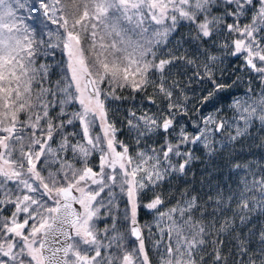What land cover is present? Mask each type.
Returning <instances> with one entry per match:
<instances>
[{
    "label": "snow or ice",
    "instance_id": "1",
    "mask_svg": "<svg viewBox=\"0 0 264 264\" xmlns=\"http://www.w3.org/2000/svg\"><path fill=\"white\" fill-rule=\"evenodd\" d=\"M58 50L52 80L42 61ZM237 72L250 86L227 117L217 104ZM192 82L211 87L189 132ZM137 95L155 111L125 110L129 143L110 105ZM257 122L264 132V0H0V264H153L146 240L155 264H264V164L237 162V179L207 190L162 187L198 159L190 146L213 157Z\"/></svg>",
    "mask_w": 264,
    "mask_h": 264
},
{
    "label": "trees",
    "instance_id": "2",
    "mask_svg": "<svg viewBox=\"0 0 264 264\" xmlns=\"http://www.w3.org/2000/svg\"><path fill=\"white\" fill-rule=\"evenodd\" d=\"M34 0H29V3H33ZM35 11V9H33ZM29 23H33L31 19H29ZM34 26L36 27H42V25L39 24V21H36L34 23ZM188 34V28L187 26L180 27L179 31L173 36L172 41L175 43V40L179 38L181 35H183L185 38H187ZM171 47V45H169ZM185 48H188L189 53L193 51L189 45H185ZM63 54L58 50L56 55L53 58H49L46 62L52 65V80H56L60 78V75L62 74L63 65L60 67H56L57 63L63 60ZM225 71V80L227 83H231L232 80L235 79V76H232L233 70L238 67L235 65L234 67L229 66V64H226L223 66ZM174 72H178V70H173ZM188 75H191V72H188ZM237 75H240L242 77V80L240 83H238L235 87L230 89L228 92L223 93V99L219 101L217 104V107H220L223 109V112L221 113L224 116L231 117L232 111L229 108V105L231 104L232 100L234 98H244L246 90L249 88V84L246 82L249 78L245 73L237 72ZM177 79L181 80H187L188 76H179L177 75ZM232 79V80H231ZM187 95L190 97V103L188 105L189 107V113L187 117H183L182 119H188L191 117L198 118L197 113L193 110L194 108H198L199 105L197 104V99L201 95V88L202 87H211L210 85H197L196 82L190 83L188 86ZM251 87L255 89L257 92L262 87L258 80H253L251 83ZM125 97H130V93L125 90L122 93H118ZM149 94L151 92L149 91ZM140 103H144V105H147V103L144 101V98L142 95H137L135 100H132L131 98L124 100V101H116L110 105L112 110L115 112V117L117 119V126L122 129L120 133L121 139H126L129 143H131L132 136L127 132V128L122 127V121L126 115L125 110L131 107H137ZM118 109V111H117ZM71 110V109H70ZM214 108H205L202 115H204L206 112L214 111ZM194 119V120H195ZM68 131H79V126H77L75 129L69 128ZM262 139H264V132H261L259 130V123L257 122V126L250 129V136L243 138L239 143H233L229 144L227 147L219 148L217 154L213 157H209L206 153L205 149L200 146L196 147L194 145L190 146L194 152L195 157H198V159L194 160L193 163L190 166V169L188 170L187 175L185 176H179L174 175L171 177L167 183H165L162 187L165 192L173 191L175 192L177 189H183L185 187L193 188V189H203L207 190L209 183L211 185H215L217 183H220L223 185L225 181L228 183H231L233 180L237 179L238 177L234 174L232 170V165L239 162V163H248L252 162L254 164H264V143H262ZM159 140V137L152 138L148 141V146L155 147L156 141ZM217 141L222 140V137L218 136L216 139ZM144 144H147L146 141H144ZM96 161H94L95 163ZM119 208L122 212L124 208V203L122 201H119ZM147 213L142 211L141 212V221H150L146 215ZM105 224H111L110 220L104 219L101 220L98 224V227L103 228ZM132 240L131 238H129ZM134 246L130 244V247ZM146 247L149 250V256L153 260V264H155V249L152 248V244L150 241L146 240Z\"/></svg>",
    "mask_w": 264,
    "mask_h": 264
},
{
    "label": "rangeland",
    "instance_id": "3",
    "mask_svg": "<svg viewBox=\"0 0 264 264\" xmlns=\"http://www.w3.org/2000/svg\"><path fill=\"white\" fill-rule=\"evenodd\" d=\"M234 61V62H233ZM233 62V63H232ZM232 63V64H231ZM226 64H229V66H231V67H234L235 65H239V62L237 61V60H235V58L233 59V58H225V60H224V65H226ZM223 65V66H224ZM136 109H138V110H141V111H145V110H149V109H151L152 111H155V108L153 107V106H151V105H149V104H147V105H144V103H140L137 107H135ZM208 114V112H206L204 115H207ZM195 119V117H191V118H189V121L190 120H194ZM197 119V118H196ZM181 123H186L187 124V126H188V131L189 132H193L194 131V128H193V126L190 124V123H188V119H181ZM122 127L123 128H125V130H126V125H124L123 123H122ZM154 138H157V136H153ZM152 137V138H153ZM218 138V136L215 138V139H217ZM150 140V139H149ZM149 140H146V142H147V146H148V141ZM131 141H132V138H131ZM132 143V142H131ZM144 143V142H143ZM194 146H196V147H200L201 145L200 144H197V145H194ZM149 147H151V146H149ZM147 216H149V217H147L150 221L152 220V216L151 215H149V214H146Z\"/></svg>",
    "mask_w": 264,
    "mask_h": 264
},
{
    "label": "bare ground",
    "instance_id": "4",
    "mask_svg": "<svg viewBox=\"0 0 264 264\" xmlns=\"http://www.w3.org/2000/svg\"><path fill=\"white\" fill-rule=\"evenodd\" d=\"M233 59H234V58H233ZM233 62H234V61H233ZM233 62H232V63H233ZM238 62H239V61H238ZM232 63H231V64H232ZM231 80H232V79H231Z\"/></svg>",
    "mask_w": 264,
    "mask_h": 264
},
{
    "label": "water",
    "instance_id": "5",
    "mask_svg": "<svg viewBox=\"0 0 264 264\" xmlns=\"http://www.w3.org/2000/svg\"><path fill=\"white\" fill-rule=\"evenodd\" d=\"M132 239H134V238H132Z\"/></svg>",
    "mask_w": 264,
    "mask_h": 264
}]
</instances>
